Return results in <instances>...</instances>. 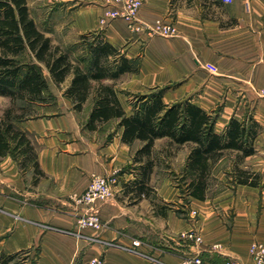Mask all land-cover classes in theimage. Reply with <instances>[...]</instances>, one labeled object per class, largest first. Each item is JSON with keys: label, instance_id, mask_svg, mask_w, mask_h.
<instances>
[{"label": "crops", "instance_id": "crops-1", "mask_svg": "<svg viewBox=\"0 0 264 264\" xmlns=\"http://www.w3.org/2000/svg\"><path fill=\"white\" fill-rule=\"evenodd\" d=\"M141 1L134 29L120 19L100 22L108 7L105 0L35 4L44 17L41 31L54 45L65 49L80 35L101 31L127 57L140 59L138 73L103 81L116 89L121 103L120 95L165 88V103L188 98L215 113L216 133L224 131L232 116H251L262 128L257 152L241 166L264 176V165L251 161L264 142V97L256 92L264 86V0ZM28 5L30 9V0ZM157 20L173 23L176 35L153 34L149 27ZM71 78L58 87L47 81L56 98L54 110L16 123L34 146L42 175L35 179L31 169L22 171L9 155L0 162V254L21 252L23 264H87L92 257L102 264H181L194 255L205 264H252L249 244H264V183H229L236 152L225 151L214 164L212 187L218 189H210L205 200L181 194L167 177L156 181L155 165L146 194L132 182L138 176L136 164L131 165L133 152L141 142H122L115 121L87 130L93 97L80 111L72 109L63 97ZM160 141L169 143L160 138L153 150ZM171 147L183 148L177 159L182 170L189 147ZM94 173L115 178L113 193L94 206L103 227L79 229L76 215L86 209L73 197ZM192 231L201 243L185 237Z\"/></svg>", "mask_w": 264, "mask_h": 264}, {"label": "trees", "instance_id": "trees-1", "mask_svg": "<svg viewBox=\"0 0 264 264\" xmlns=\"http://www.w3.org/2000/svg\"><path fill=\"white\" fill-rule=\"evenodd\" d=\"M80 53L73 57L74 49ZM57 87L72 74L63 97L80 111L89 96L93 104L84 126L95 130L102 123L115 121L121 129L120 139L127 145L140 141L133 153L132 166L137 170L133 179L140 191L148 185L153 171L152 150L156 140L167 138L170 145L189 147L183 169L176 176L181 194L205 200L215 181L213 167L225 151H235L229 172L235 184L261 187V173L245 169L243 160L254 155L255 141L261 126L251 116L231 117L224 131L215 132V113H210L190 99L165 103L158 88L144 94L130 93L129 112L119 100L116 89L104 80L115 82L126 73H138L140 59L127 57L113 46L102 32L80 35L68 48L54 45L37 27L28 0H0V97L11 105L0 116V162L9 155L22 171L31 169L35 179L42 175L34 146L17 122L39 116L36 109L51 106L56 98L50 92L42 69ZM145 157V160L143 158ZM20 253L0 254V264H17Z\"/></svg>", "mask_w": 264, "mask_h": 264}, {"label": "built area", "instance_id": "built-area-1", "mask_svg": "<svg viewBox=\"0 0 264 264\" xmlns=\"http://www.w3.org/2000/svg\"><path fill=\"white\" fill-rule=\"evenodd\" d=\"M107 8L104 14L100 17V22H109L113 19H120L129 24L130 28L134 29L138 23L137 16L139 8L141 7V0H105ZM230 0H223L227 2ZM149 30L158 36L171 37L176 35V27L173 23H165L157 20ZM257 94L264 97V86L257 90ZM115 183L114 177L102 176L100 174H92L89 177L87 187L76 194L73 198L74 203L86 209L84 213L76 215L75 227L79 229H100L102 222L99 213L94 209L97 203L105 202L111 198L113 193V184ZM193 216L197 215L195 210L191 211ZM185 237L193 239L196 243L202 242V237L196 232H187ZM219 245H213L212 248L218 249ZM249 257L252 264H264V244L258 241H252L248 247ZM69 264V263H68ZM87 264H102V259L92 257ZM181 264H205L199 255H194L192 258L183 261ZM208 264V263H207ZM222 264H230L225 261Z\"/></svg>", "mask_w": 264, "mask_h": 264}, {"label": "rangeland", "instance_id": "rangeland-1", "mask_svg": "<svg viewBox=\"0 0 264 264\" xmlns=\"http://www.w3.org/2000/svg\"><path fill=\"white\" fill-rule=\"evenodd\" d=\"M35 3L37 4L38 0H30V12L32 13V17H33L37 27H39L40 30H42V29L44 30L45 29L44 17H43V15H40L39 12H37V10H36L37 7H36ZM73 52H74L75 56H76V54H79L81 52L80 47L74 49ZM42 70L45 73V77L48 81L49 77H48L47 71L44 70V68ZM120 96L122 99L123 107L125 108V110H127L129 112L130 111L129 110L130 105H129V101H128L129 96H127V95H126L127 97H125L123 95H120ZM257 96L262 97L259 94H257ZM10 105H11V102L8 98L3 97V96L0 97V116H1L2 112L7 107H9ZM54 105H55V102L51 106H45L43 109H36L35 113L42 114L45 111L54 110L55 109ZM108 127H110V126L108 125ZM173 149H174V147H171V145L169 143H167L166 141L158 142L156 148H154V150H153L154 153H152L151 157H152V159L154 161V165L156 167L155 174H154V179L156 181H161V179L163 177H167L170 180H172L175 184L177 183L176 176L181 171L180 168L177 166V163H178L177 161H179L177 159H180V155H182V153H183V148L182 149L177 148L174 150ZM258 149H259L258 153L254 157H252L253 159L251 158V161L253 160L252 162H258V163H260V164L262 163L264 165V142H262L259 145ZM143 160H145V157L143 158ZM172 162H175L174 165L171 164ZM230 171H231V169H230ZM263 174H264V170H263ZM228 178H230V177L228 176ZM231 180L232 179L230 178L229 183L233 184V182ZM214 184H215V181L213 182V185ZM212 189L215 190L218 188L212 187L211 191H212ZM211 191H209V192H211ZM19 258L21 259L22 257L19 256ZM17 264H23V263H22V261L21 262L18 261ZM27 264H30V263L27 262Z\"/></svg>", "mask_w": 264, "mask_h": 264}]
</instances>
